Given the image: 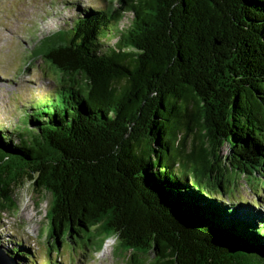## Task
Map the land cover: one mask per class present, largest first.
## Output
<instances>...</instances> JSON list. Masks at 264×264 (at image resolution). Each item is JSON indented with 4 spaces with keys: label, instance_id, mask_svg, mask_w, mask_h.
<instances>
[{
    "label": "trees",
    "instance_id": "16d2710c",
    "mask_svg": "<svg viewBox=\"0 0 264 264\" xmlns=\"http://www.w3.org/2000/svg\"><path fill=\"white\" fill-rule=\"evenodd\" d=\"M39 61L58 80L0 130V217L29 181L58 247L264 264V220L232 205L250 204L233 185L264 182V0H103L37 41Z\"/></svg>",
    "mask_w": 264,
    "mask_h": 264
},
{
    "label": "rangeland",
    "instance_id": "374dc122",
    "mask_svg": "<svg viewBox=\"0 0 264 264\" xmlns=\"http://www.w3.org/2000/svg\"><path fill=\"white\" fill-rule=\"evenodd\" d=\"M102 1L0 0V130L11 131L21 116L22 122L26 121L24 112L45 105L50 97L43 95L52 93L53 80H58L42 61L29 62L37 41L66 27L77 16L79 8L99 5ZM230 153L227 147L224 157ZM182 169L187 170L184 166ZM249 179L233 185L232 189L236 200L250 201V209L245 210L236 202L232 205L243 211L252 210L264 220V182L256 177ZM14 200L17 208L0 217V249L8 256L12 257L14 248L23 245V251L29 249L35 255L36 264H128L129 256L125 259L116 252L114 238L101 251L83 250L80 239L77 244L68 241L59 247L51 242L48 211L52 196L36 191L32 182L17 188ZM30 214L35 218L31 219ZM12 258L17 264H31L26 257Z\"/></svg>",
    "mask_w": 264,
    "mask_h": 264
},
{
    "label": "water",
    "instance_id": "95a60500",
    "mask_svg": "<svg viewBox=\"0 0 264 264\" xmlns=\"http://www.w3.org/2000/svg\"><path fill=\"white\" fill-rule=\"evenodd\" d=\"M177 237L181 239L180 235H177ZM0 264H17V262L0 249Z\"/></svg>",
    "mask_w": 264,
    "mask_h": 264
},
{
    "label": "bare ground",
    "instance_id": "6f19581e",
    "mask_svg": "<svg viewBox=\"0 0 264 264\" xmlns=\"http://www.w3.org/2000/svg\"><path fill=\"white\" fill-rule=\"evenodd\" d=\"M35 214H36V213H35ZM38 214H39V213H38ZM31 217L33 218V217H34V214H30V218H31ZM36 217H37V216H36ZM32 218H31V219H32ZM34 218H35V217H34ZM38 221H39V220H38ZM38 221H37V222H38ZM35 226H36V225H35ZM107 246H108V245H107Z\"/></svg>",
    "mask_w": 264,
    "mask_h": 264
}]
</instances>
